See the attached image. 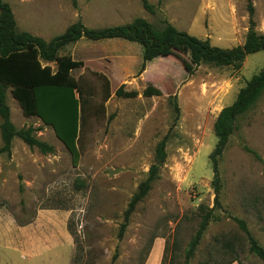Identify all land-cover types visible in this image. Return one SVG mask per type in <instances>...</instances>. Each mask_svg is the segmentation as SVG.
<instances>
[{"label": "rangeland", "instance_id": "374dc122", "mask_svg": "<svg viewBox=\"0 0 264 264\" xmlns=\"http://www.w3.org/2000/svg\"><path fill=\"white\" fill-rule=\"evenodd\" d=\"M5 1L20 31L47 41L79 20L101 28L144 18L158 29L169 22L227 49L244 43L250 6L264 34V0H148L154 14L142 0H77V6L71 0ZM58 57L78 65L71 73L87 100L81 105L79 164L72 165L50 126L25 117L7 94L12 122L32 127L54 152L44 154L19 139L10 155L0 152V264H183L199 227L200 207H215L209 159L217 144L214 123L264 68V52L248 55L240 69L201 64L192 72L189 56L176 50L148 63L141 74L143 47L123 39L82 38ZM50 65L56 69L59 63ZM120 87L121 97L116 94ZM166 135L167 158L159 178L120 240L124 212ZM219 168L217 220L189 264L207 259L226 264L236 257L221 250L216 240L222 237L233 240L241 264H264L250 252L234 220L245 221L264 248V95L240 118Z\"/></svg>", "mask_w": 264, "mask_h": 264}, {"label": "trees", "instance_id": "16d2710c", "mask_svg": "<svg viewBox=\"0 0 264 264\" xmlns=\"http://www.w3.org/2000/svg\"><path fill=\"white\" fill-rule=\"evenodd\" d=\"M71 1L74 6H77V0ZM162 1L160 0V3ZM142 5L149 13H155L156 7L148 0H142ZM249 12V29L244 43L227 49L213 46L209 39H201L180 31L169 22H165L163 28L158 29L144 18H136L118 26L101 28H89L79 20L71 24L61 35L47 41L29 32L20 31L10 4L0 0V135L3 143L0 152L10 155L15 139L21 140L30 148H38L44 154L54 152L53 146L37 138L32 127L18 128L12 122L11 109L7 101V94L10 91L20 105L23 115L38 118L45 125L50 126L70 153L72 165L78 166L81 156L78 147L82 126L81 105L87 100L80 82L71 73L72 69L78 65L68 58L59 59L58 57L59 51L64 47L82 38L95 42L123 39L138 43L143 47V63L139 74L145 71L148 63L176 50H181L189 56L190 67H193L192 72L201 64L240 69L248 55L264 52V34L258 32L256 28L254 9L251 6ZM52 63H59V65L54 69L50 65ZM116 94L123 96L122 87L116 91ZM263 95L264 68L240 89L236 100L220 111L214 123L217 144L209 159L214 174L212 187L216 195L215 207L211 209L200 207L199 227L189 244L183 264L190 263L208 226L212 221L217 220L214 211L220 207L219 198L222 189L220 161L231 136L238 129L240 118L252 110ZM175 111L178 116L180 108L177 104H175ZM168 141L169 135H166L155 148L154 162L124 212V220L119 231L120 240L123 239L138 204L148 196L154 182L159 178L167 158ZM245 150L253 153L246 146ZM23 203L21 200L22 205ZM234 220L246 235L250 252L264 263V248L252 235L247 223L237 218ZM216 242L221 244L220 248L223 252L227 251V255L236 256L226 264L235 262L241 264L232 239L224 240L222 237ZM116 258L117 255L114 256V260ZM210 260H204L200 264H209Z\"/></svg>", "mask_w": 264, "mask_h": 264}, {"label": "crops", "instance_id": "0c3cea01", "mask_svg": "<svg viewBox=\"0 0 264 264\" xmlns=\"http://www.w3.org/2000/svg\"><path fill=\"white\" fill-rule=\"evenodd\" d=\"M8 93H11L10 91Z\"/></svg>", "mask_w": 264, "mask_h": 264}]
</instances>
